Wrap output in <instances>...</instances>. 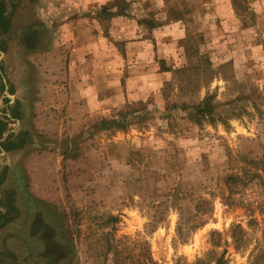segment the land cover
Segmentation results:
<instances>
[{
  "label": "rangeland",
  "instance_id": "rangeland-1",
  "mask_svg": "<svg viewBox=\"0 0 264 264\" xmlns=\"http://www.w3.org/2000/svg\"><path fill=\"white\" fill-rule=\"evenodd\" d=\"M235 1L0 0V112L33 144L0 163L14 264H264V0ZM207 98L224 122H193Z\"/></svg>",
  "mask_w": 264,
  "mask_h": 264
},
{
  "label": "crops",
  "instance_id": "crops-1",
  "mask_svg": "<svg viewBox=\"0 0 264 264\" xmlns=\"http://www.w3.org/2000/svg\"><path fill=\"white\" fill-rule=\"evenodd\" d=\"M64 1L65 0H52L55 9L57 6H60L61 4H63ZM39 2H40V4L46 3V2L49 3L50 0H39ZM56 14H57L58 20H60L61 19L60 15L58 13H56ZM64 19L65 18H63V20ZM71 20L75 21V19H73V17H71ZM62 31H63L62 35H65L66 34L65 27L62 28ZM75 31H76V29H75ZM57 32L59 34V30ZM78 45L80 47L83 46L81 44H78ZM82 49H85V47H82L81 50ZM57 52L60 54L59 48L57 49ZM51 59H52V56H51ZM55 61L58 62L59 64L61 63V68L63 69L61 74H63V76H64L65 66H66L65 55H62V56L58 55L57 58L55 59ZM72 63H73V67H71V69L76 68L77 65H76L75 61H72L71 64ZM49 77H50V80H49L50 83H48V84L42 83L43 86L41 88H39V94H37V96L47 97L45 91L49 92L52 88H54L55 91L53 89V91H54L53 93H55L54 94L55 98H57L58 101H59V99H63L64 93H65L64 87H65V85L69 84V83H67L65 76H64V79L62 80L63 82L60 81V76L56 77L57 81L54 80L55 79L54 77H52V76H49ZM68 95H69V93H68ZM38 106L41 107L40 105H38ZM27 113H29V114L31 113L30 116L33 117V119H31L29 121L28 128H26V130H25L26 131L25 133H28V135H29L30 134L29 131L34 132L35 130H37L39 128L40 129L43 128L44 116H46L47 113L45 112V114H43L44 110H40V109L37 110V112L36 111L32 112V111L28 110ZM19 121L11 118L9 115H7L5 113L3 114L2 112H0V122L5 123L4 130L0 134V163L2 165H8L9 166V162L21 160L23 162L24 167H25L24 168L25 171H27V173H28V172H30L29 168H32L31 170H33L32 166L27 167L28 165H26V164H29L30 162H32L31 159H28L30 154L29 155H27V154H28V151L31 149L33 144H30L28 142L27 143L25 142V144H24L20 141L15 143L14 141H12L13 130L11 129V127H13L16 124L20 125ZM12 122H15V124ZM39 134H41V133H39ZM39 158L41 159L40 156H37L36 159L39 160ZM43 159L44 158L42 157L41 160H43ZM5 167L6 166H4V168H2V169L3 170L6 169ZM27 177L32 178V176L30 174ZM3 180L4 179L1 177L0 178V184H2ZM15 214H16V209L13 205V199H11V197L9 196L3 201V197L0 196V236L6 232V229L8 228V226L9 227L11 226L10 224H12V222H13L12 219L16 220L15 219L16 217L14 218ZM9 238H12L15 240H20L22 243H25L24 238H22V236H20L19 233H17V232L11 234L9 236ZM3 243H5V242H3ZM3 243L0 241V245H3ZM16 261H18V256H16V254L11 253L4 246V248H2V250L0 252V264H14Z\"/></svg>",
  "mask_w": 264,
  "mask_h": 264
},
{
  "label": "trees",
  "instance_id": "trees-1",
  "mask_svg": "<svg viewBox=\"0 0 264 264\" xmlns=\"http://www.w3.org/2000/svg\"><path fill=\"white\" fill-rule=\"evenodd\" d=\"M232 2L234 7L236 8L240 7L238 6L239 4H237L235 0H232ZM9 25H10V15L7 14L5 15V7L2 4V2H0V31L7 32L9 29ZM0 50L4 52V50L2 49ZM216 106L217 105L213 104L211 100H209L208 98L203 99L195 106H190L189 110H191L193 122L196 125H201L204 122H208L212 124L217 120L224 122V120H219L220 116L216 115V111H215ZM4 126L5 123L0 122V134L4 130Z\"/></svg>",
  "mask_w": 264,
  "mask_h": 264
}]
</instances>
